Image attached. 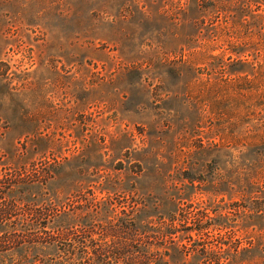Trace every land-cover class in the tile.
Segmentation results:
<instances>
[{"label":"rangeland","instance_id":"1","mask_svg":"<svg viewBox=\"0 0 264 264\" xmlns=\"http://www.w3.org/2000/svg\"><path fill=\"white\" fill-rule=\"evenodd\" d=\"M66 219L86 246L155 229L157 264H264V0H0V264L83 253L33 244Z\"/></svg>","mask_w":264,"mask_h":264},{"label":"trees","instance_id":"2","mask_svg":"<svg viewBox=\"0 0 264 264\" xmlns=\"http://www.w3.org/2000/svg\"><path fill=\"white\" fill-rule=\"evenodd\" d=\"M66 220L67 221L64 222L63 224H56L55 222L54 223L52 222L53 224L52 223L51 224L53 225V227L51 228L48 227V225H43L41 220H39L38 221L39 223L37 224L27 223L30 229L31 227L41 226L40 229L39 227L38 229L40 231V235L42 236H38L37 238L35 237V240L32 241L33 244L38 243V244L44 245L47 242L46 241L47 237L49 239H53L55 238V235L65 234L66 237H70L69 240L71 241V245L75 244L77 246L82 245L83 248L87 247V249L84 250L83 253H77V252L70 253V255L67 256V259H66L67 263L65 264H72V262L74 263L77 262L78 264H83V263L84 264H112L113 258L115 259L121 258L125 260L124 264H157L158 260L154 257L156 254H153L149 248L143 247L147 245L150 246L152 244L151 243L152 241H150V239L153 238L152 234L156 232L155 229L154 230L150 229L151 231L145 228L141 229L137 227L135 224H129L127 221L125 222L123 220L122 221L118 220L119 225L116 224L114 228L113 226L108 229L102 228L98 239L97 238L93 239V241H99V240L105 241L103 242V244L97 245V246H91V245L86 246L85 245L86 242L90 244L92 243V239L86 240L85 238H83V241H76V239H74L72 236L73 234L72 235L69 234L70 233L69 230H72L75 227H81V228L87 229L91 225L90 222L85 219H82L83 221H80L79 224H75V223H71L68 219ZM176 221L177 219H175L174 216H170L167 220V223L171 227H174ZM73 225H75V227ZM121 233H123L124 235L121 236ZM125 234L128 235V237L125 236ZM170 234H171L170 232L166 233V235H164L163 233V235L166 237H168ZM196 236L198 238L200 237L199 230L196 231ZM105 237H108L109 240H104ZM140 240L143 241V244L139 243L141 246L140 249H136L135 251H125V248L130 246L131 242H138ZM120 242H122V246H123L122 249L119 247H116V244H120ZM219 249L221 248L219 247ZM218 252L222 253L220 250ZM206 254H205V257L208 258L211 261V263H215V262H216L215 264L219 263L218 258L212 261L210 259L211 257L210 253H206ZM126 261L128 262L126 263ZM40 264H52V263H49L44 260L40 262Z\"/></svg>","mask_w":264,"mask_h":264}]
</instances>
